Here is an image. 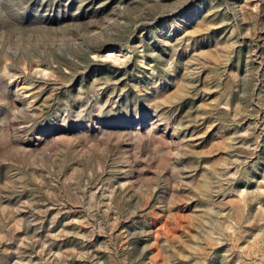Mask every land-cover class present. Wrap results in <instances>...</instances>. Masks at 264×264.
I'll use <instances>...</instances> for the list:
<instances>
[{"label":"rangeland","instance_id":"1","mask_svg":"<svg viewBox=\"0 0 264 264\" xmlns=\"http://www.w3.org/2000/svg\"><path fill=\"white\" fill-rule=\"evenodd\" d=\"M0 264H264V0H0Z\"/></svg>","mask_w":264,"mask_h":264}]
</instances>
